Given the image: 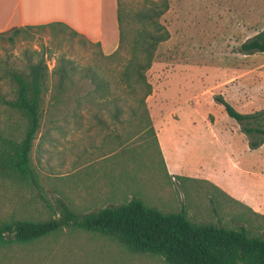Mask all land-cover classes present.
Returning <instances> with one entry per match:
<instances>
[{
	"label": "rangeland",
	"instance_id": "1",
	"mask_svg": "<svg viewBox=\"0 0 264 264\" xmlns=\"http://www.w3.org/2000/svg\"><path fill=\"white\" fill-rule=\"evenodd\" d=\"M156 1L160 0H106L107 15L111 13L114 19L112 32L101 39V47L93 44L98 39L86 34L71 38L66 33L58 38L49 28L22 31L14 43L0 38V97L15 96V87L9 78L2 76V69H25L28 55L35 51L45 54L50 69L61 56L73 59L79 67H96L110 82L107 99L127 95L129 87L123 79V70L131 57L133 40L144 26L135 15ZM88 2L73 3L79 22L91 18L93 7L89 11ZM169 3V10L160 21L170 37L158 47L147 72L153 85L147 98V112L138 105L130 108L119 102L124 120L118 122L105 110L113 111L115 103L107 107L55 104L49 91L41 131L32 152L40 188L0 178V220L48 219L58 213V198L74 210L86 213L127 202L136 195L148 205L164 210H179L185 205L197 221L244 224L252 233L264 236V217L242 206L234 205L237 207L233 209L227 199L221 212L215 213L211 199L220 202V196L215 197L214 191L199 180L181 177L180 171L172 173L158 134L161 133L171 161L172 157L178 159L180 151L190 144L193 150L186 152L187 161L193 160L199 167L197 163L203 159L204 162L214 159L213 176L218 182L240 192L251 183L256 193L264 192V167L261 169L264 148L259 154L251 150L240 124L214 98L222 94L246 113L264 109V52L240 51L243 42L264 33V0H169ZM119 5L124 14L122 47L115 57L104 58L98 53L101 50L105 55L113 53L117 49L114 44L121 41ZM0 118L3 126H12L8 135L21 133L23 121L1 99ZM164 128L172 136L163 135ZM212 130L220 135L221 146L215 144ZM188 133L191 138L186 139ZM232 150L242 155L243 166L250 169V174L232 166V157L226 153ZM253 164L260 165L256 169L261 170L260 175L253 173ZM172 165L178 167L173 162ZM0 264L169 263L156 254L132 252L111 237L67 228L29 244L0 246Z\"/></svg>",
	"mask_w": 264,
	"mask_h": 264
},
{
	"label": "trees",
	"instance_id": "2",
	"mask_svg": "<svg viewBox=\"0 0 264 264\" xmlns=\"http://www.w3.org/2000/svg\"><path fill=\"white\" fill-rule=\"evenodd\" d=\"M169 7V0H160L145 6L135 15L137 21L144 26L133 40L131 57L123 70V79L129 87L127 95L113 100L107 99L110 82L96 67H79L73 59L61 56L50 69L47 57L42 51L28 55L25 69H2V76L9 78L15 87V96H2L0 99L18 113L24 126L18 135H8L12 126H3L0 118V178L26 182L40 188L32 163V152L41 131L49 91L50 99L55 104H104L107 107L115 103L113 111L105 110H109L112 119L118 122L124 120V111L118 105L119 102L129 105L130 108L138 105L147 112V98L153 92L147 72L155 61L158 47L170 37L169 30L160 21ZM122 9L119 5V46L109 55H105L101 50L98 53L101 57H115L122 47ZM35 28H49L58 38L66 33L71 38L83 35L68 23L52 21L15 26L0 32V38H7L14 43L15 37L22 31L30 32ZM93 44L99 47L102 45L101 41ZM240 51L247 54L264 52V33H258L243 42ZM214 98L223 105L228 116L240 124L242 132L248 136L251 149H257L264 144V109L246 113L238 110L222 94H217ZM130 99L133 101L130 102ZM180 176L199 180L214 191L215 197L220 196V202L214 197L211 199L215 213L219 214L221 206L229 201L233 204V209L242 206L264 217V214L255 211L210 180ZM57 209L55 216L43 220H0V246L25 245L67 228H77L99 236L111 237L135 253L162 256L169 264H264L263 235L252 233L244 224L232 226L207 219L197 221L190 216L185 205L179 210H164L148 205L143 198L135 195L127 202L86 213L74 210L64 199L58 198Z\"/></svg>",
	"mask_w": 264,
	"mask_h": 264
},
{
	"label": "crops",
	"instance_id": "3",
	"mask_svg": "<svg viewBox=\"0 0 264 264\" xmlns=\"http://www.w3.org/2000/svg\"><path fill=\"white\" fill-rule=\"evenodd\" d=\"M74 1L75 0H0V32L9 30L10 28L15 26L42 24L52 21H62L68 23L80 33L86 34L91 38L98 39L97 41H101V39L105 37L106 33L112 32L111 21H113L114 15H112L111 13L109 14V16L107 15L106 0H89L87 8L89 9V11H91L93 7V13L91 15V18L87 22H79V19L77 18V15L72 8ZM114 46L118 48L119 43H115ZM163 132V135L167 137L170 134L168 131H166L165 128L163 129ZM158 134L160 142L162 144V150L165 155L166 164L172 173H174V171H180V175L210 180L236 199L253 208L255 211L264 214V192H262V190H260V194L259 192L256 193V190L251 189L252 185L250 183L247 184L248 186L244 189V192H240L233 187L231 188L229 186H225L224 184H222V182H218L216 180V177L213 176V171L216 170L213 166V162H215L214 159H211L209 162H204L203 159L202 162L205 165H201L202 162L200 160L202 158L199 157L200 159H197L200 161L197 163L199 167H196V163H193V160H191V163L187 161L189 156H187L186 152L189 149L193 150V146L190 144L186 146L184 151H180L178 159L172 157L173 161H171L162 142L161 133L158 132ZM212 134H214L213 136L215 138V144L217 146H221L222 143H219L221 141L220 135L217 134L215 130H212ZM187 138H191L190 133H188V136L186 135V139ZM263 148L264 144L257 149H250L253 150L256 154H259ZM224 149L226 150L227 148L224 147ZM232 151L226 152L230 154V157H232V166L242 173L250 174V169H246V166H243L244 163L241 160L242 155H240L237 151L235 152V150ZM190 159L192 158L190 157ZM172 162L177 164L178 167H174L172 165ZM258 162L261 164V161ZM262 163L263 164L261 165V169L264 167V160ZM258 166L260 165L253 164V167L255 168V172L253 173L255 175H260L261 170H256Z\"/></svg>",
	"mask_w": 264,
	"mask_h": 264
},
{
	"label": "bare ground",
	"instance_id": "4",
	"mask_svg": "<svg viewBox=\"0 0 264 264\" xmlns=\"http://www.w3.org/2000/svg\"><path fill=\"white\" fill-rule=\"evenodd\" d=\"M81 17H82V15H81Z\"/></svg>",
	"mask_w": 264,
	"mask_h": 264
}]
</instances>
